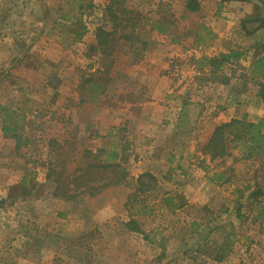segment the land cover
<instances>
[{
	"label": "rangeland",
	"instance_id": "374dc122",
	"mask_svg": "<svg viewBox=\"0 0 264 264\" xmlns=\"http://www.w3.org/2000/svg\"><path fill=\"white\" fill-rule=\"evenodd\" d=\"M103 1L0 0V106L16 110L26 117L24 132L30 138L31 144L26 147V151L17 153L20 156L17 158L22 160L19 159L20 163L13 169L21 173L24 168L23 176L27 178L24 184L26 191L37 187L35 189L38 194L35 196L38 199H29L33 203L41 198H45L44 201L51 200L50 195L55 184L45 179L49 169H54V173H62L61 183L74 192V179L82 175L77 173L78 170L93 161L95 155L100 156L93 151L98 145V140L92 139L96 133L90 130L85 133L83 130L84 115L80 112L83 106L79 101L77 104H74L73 100L63 102L61 93L55 92L53 86L58 84L57 79L61 77L63 82L70 85L72 93L75 82L78 87L80 78L90 73L87 70L88 64L95 63L92 71L97 69L100 63L97 58L92 61L86 59V45H90L88 35H85V44L74 43L72 39H76L75 32H81V24L90 29H93L95 24L108 26L103 18L97 16ZM107 1L109 3V0ZM248 2L254 4L253 14H258L260 10L264 12V0ZM185 3L186 0H125L123 6L132 18L139 19L136 27L139 32L147 31L157 20L169 21L173 26V29H170L173 39H181L183 43L190 44L199 21L207 26L211 23V12L219 11L220 7L214 6L213 0H201V3H205L201 14L187 17L186 10L183 9ZM219 14L220 12L216 15L219 18L216 21L221 25L222 31H226L228 25H231V30L236 29V25L240 30V24L234 22L231 13L229 16L220 17ZM241 27L244 28L242 24ZM244 33L245 39L241 32L238 34L235 31L232 42L222 37L220 44L228 50L229 53L226 54H230V58L223 65V69H212L214 72L210 79L214 82L226 83L228 75L230 80L249 79L242 84L253 82L257 85L260 81L256 78L251 80V69L246 70V67L249 65V59L263 54L260 49L264 46L250 42L249 35ZM140 37L144 40L148 39L149 35L143 33ZM115 44L112 57L103 55V60L108 63L112 61L114 64L111 66L112 70L107 73L111 82L106 85L105 91V94L112 96L101 103L108 102L117 106L124 101L133 100L130 94L134 95L137 90L142 91L143 78L136 80L138 72L131 66L150 56L152 51L147 48L141 50L139 44L131 47L130 42L125 43L122 39L116 40ZM246 48L256 50L251 56L247 55V59ZM16 59L21 60V64H17ZM57 60L59 62L55 63ZM252 65L253 63L250 67ZM77 87L75 91L78 92ZM100 97L92 104H98ZM77 99L80 100L79 94ZM208 100L214 101L213 98ZM64 106L70 114L63 111ZM125 132L118 133L116 140L124 142ZM208 132L210 131L206 130L198 134L204 136ZM187 137L189 136L174 138V143L164 147L167 151L158 159V164L149 166V163L147 166L153 168L157 186L147 195L145 201L143 200V203L154 207V212L138 221L146 242L139 237H125L120 232L117 245L110 240L104 241V237L97 231L83 233L76 242H65L61 245L50 237L47 240V251L53 252L50 260H40L44 258L46 251L41 254L36 253L34 249L27 258L28 262L26 258L21 260L26 264H123L124 250L128 252L129 257L134 258L137 253L143 257L138 261L134 259L133 264L139 261H142L141 264H214L212 257L224 239L228 238L231 248L225 264H264V221L255 219L256 204L247 199L249 193L259 187L262 195L257 203L264 207V162L243 160L239 150H231L227 157L221 160L206 162L211 171H221L228 179L227 182L216 185L207 180L200 164L201 149L206 141L190 143ZM103 146H106V143ZM129 151L130 153L124 154V162L128 157L131 156L132 159L138 154L132 149ZM169 151L173 152L171 156L175 157L169 156ZM127 164L123 165L124 171L129 166ZM101 173L99 170L88 171L90 177L100 183L103 180ZM128 178L125 181L126 188L132 192L135 183ZM20 188L18 186L15 190L14 197L19 195ZM165 194L176 196V203L183 206L173 212L164 210L160 206V199ZM187 197L194 198L195 202L188 204ZM238 204L241 208L237 212ZM237 215L241 218H237ZM26 227L32 232L36 231L33 226L27 224ZM32 244L39 248L40 239L37 238ZM0 247L3 248V251L0 250V264L17 263L19 254L15 255L13 252L15 258H11L8 256L10 250L5 252L6 246L1 243ZM57 253L59 258H56ZM182 253L184 258H181ZM110 254L112 258L109 260Z\"/></svg>",
	"mask_w": 264,
	"mask_h": 264
},
{
	"label": "crops",
	"instance_id": "0c3cea01",
	"mask_svg": "<svg viewBox=\"0 0 264 264\" xmlns=\"http://www.w3.org/2000/svg\"><path fill=\"white\" fill-rule=\"evenodd\" d=\"M198 1L199 11L195 13L186 11L187 17L201 14L202 6L205 3H201V0ZM218 1L221 0H213V5L219 6L220 10L211 12V23L207 26L199 21L198 27L193 31V39L190 44L183 43L181 39H173V35H170L172 33H170V29H173V26L165 34L153 30L152 27L158 20L149 26L147 31H143L149 35L148 39L143 40L140 37V34L143 33L139 32V28H136L134 33L146 43V48L152 51L150 56L131 66L135 67L138 72L136 80L139 77L143 78L142 91L137 90L134 95L130 94L129 96L133 100L124 101L117 106L108 102L101 103L110 99L112 95L108 93H104L96 105L89 103L81 105L83 109L80 112L84 115L85 123L84 132L90 130L96 133L92 139L98 140L96 147L99 149L111 150L109 147L113 144L116 145L119 152L118 161L122 166L128 163L129 166L126 169L128 179H132L134 183L141 174L146 172L156 177L153 168L147 166L149 163V166L153 163L158 164V159H161L167 151L164 147L174 143V138L189 136L187 139L190 140V143L207 142L213 129L222 123H227L232 119L255 123L264 118V102L257 96L258 86L256 84L253 82L252 84L251 82L242 84L249 79L245 81L230 80L229 75L225 80L226 83L214 82L210 79L214 72L212 67L200 63L203 58L214 59L220 55H230L226 54L229 52L220 44V41L224 37V40L232 42L235 31L238 34L241 32L242 36L246 32L250 42L264 46V32L258 28L259 19L264 16L262 10L258 14H253L254 4L248 0H226L222 1V4ZM107 5L108 1L106 0L98 9L97 16L101 19ZM183 9L185 10V4ZM219 12V17L220 15L229 16L228 14L231 13L234 22L240 24V30L237 25L234 30H231V25H228L226 31H222L221 25H218L216 21L219 19L216 16ZM105 24L108 25H105L107 30L112 29L110 23L106 22ZM241 24L244 28L241 27ZM100 25L95 24L93 29L86 27V33L80 40H72L74 43L85 44L84 42L87 40L85 35H88V42L94 43V31ZM246 50V56L244 55L246 59L254 51L256 52L253 48H246ZM260 50L262 51V48ZM80 56L84 59L82 54ZM262 56L264 53L257 58L253 56L249 59L246 70L251 69L250 65ZM16 62L21 64L19 59H16ZM58 62L59 60L55 61V63ZM223 68L224 66L218 70ZM133 71L135 72V69ZM251 80L255 79L251 76ZM76 84L77 82L72 87L73 92L71 93L70 85L58 77L59 89L56 87L55 91L61 93L60 97L63 102H69V100L72 102L71 100H73L74 104L78 103ZM209 98H213L214 101L209 102ZM63 111L66 114L71 113L65 106ZM206 130L210 132L199 136L198 133ZM119 131H126L124 142L116 140ZM207 136L209 137L207 138ZM104 143L106 146H103ZM97 148L93 151L96 152ZM130 149L138 154H135L132 159L131 156L128 157V160L124 162V154L130 153ZM21 150L26 151V148L17 149L14 141L4 136L0 129V243L2 246H6L5 252L10 250L8 256L15 258V255L19 254L20 257L18 261V258L16 259L17 263L10 262V264H26L33 249L36 253L40 252L41 254L46 251L44 258L40 260L46 262L50 260V256L53 255V252L47 251L49 249L47 240L50 237L59 241L61 245L65 242H76L83 233L97 231L100 236L104 237V241L110 240L117 245L120 240L118 232H120L125 237H139L143 242H146L144 233L130 232L125 227L129 221L126 203L130 193H134L135 187L130 192L126 188V183L123 182L117 186L104 188L94 196L80 195L70 200L55 198L52 191L51 200L44 201L46 199L41 198L33 203L29 199H38L35 196L38 194L35 189L37 187H31L26 191L24 184L27 178L23 176L24 168L21 173L19 170L17 172L13 169L17 163H20L19 159L22 160V158H17L20 157L17 153ZM168 154L171 156L173 152L169 151ZM3 173L5 175H1ZM18 186L21 187L20 193L14 197L13 194ZM187 198L188 204L195 202L193 197V199ZM133 219L138 223L145 218L144 216H134ZM27 224L35 227L36 231L29 230L26 227ZM139 226L142 229V226ZM117 227L120 228L117 229ZM199 227L202 226L199 225ZM54 235L56 236L54 237ZM37 238L40 239L39 248H35L32 244ZM0 250L3 251V248L0 247ZM13 252L15 255H12ZM122 252L123 264H133L134 259L137 261L143 259L139 253L133 258L129 257L128 252L124 250ZM57 255L56 258H59L58 253ZM181 256L184 258V253ZM22 258H26V262L22 261ZM111 258L110 254L108 259ZM141 263L142 261H139L137 264ZM166 263L170 264V262Z\"/></svg>",
	"mask_w": 264,
	"mask_h": 264
},
{
	"label": "trees",
	"instance_id": "16d2710c",
	"mask_svg": "<svg viewBox=\"0 0 264 264\" xmlns=\"http://www.w3.org/2000/svg\"><path fill=\"white\" fill-rule=\"evenodd\" d=\"M124 2L125 0H122V2L109 0L104 10L103 19L112 25V29L107 30L104 25L98 26L94 31V43L87 46L86 59L92 61L93 58H97L100 63L94 71H92V69L95 63L92 62L88 64L87 70L90 73L86 77L80 78L77 90L80 99L79 104L81 105L85 103H96L99 97L107 91L106 85L111 82L107 73L112 70L113 67L111 66L114 62L109 61L108 63L103 60V55L105 57H112L114 47L116 46V40L122 39L125 43L130 42L131 47L139 42L141 50L146 49V43L141 41L134 33V30L139 24V19L135 20L131 17L130 13L127 12L123 6ZM199 9L200 5L198 0H186L185 10L187 12L195 13L198 12ZM170 27H172V25L169 21H157L154 23L152 29L160 34H165ZM258 28L262 29L264 32V16L259 19ZM85 33L86 27L81 24V32L74 33L76 40H80ZM262 51L264 53V47ZM229 58V55H220L214 59L203 58L200 63H202V65H210L212 69H219ZM251 75L253 79L256 78L260 80L257 83V96L264 102V56L259 57L253 62ZM57 85L55 84L53 86L54 90H56ZM25 126L26 117L23 113L5 106H0L1 132L4 136L14 141L17 149L26 148L31 144L30 138L24 132ZM109 148L111 150H104L103 148L96 150L95 153L100 156L95 155L93 161L87 163L82 170H78L77 173H81L82 175H78L74 179V192L67 189L64 183H61L62 173H54V169H49L45 179L55 184L53 196L65 200L74 199L84 194L94 196L104 188L117 186L125 182L128 178V174L118 161L119 152L117 147L113 144ZM201 150L202 159L200 164H202V169L206 173L207 180L216 185L227 182L228 179L225 177L224 173L221 171H211V168L208 167L206 162L213 163L221 160L227 157L231 150H239L243 160H260L264 162V118L255 123L232 119L227 123L216 126ZM89 170H99L102 172L101 174L103 176L101 178H103V180L101 183L93 177H90V174H88ZM90 185H94L95 187ZM156 186L157 179L151 173H143L136 179L135 191L128 197L126 203L129 221L125 224V227L128 231L143 234L142 229L133 217L151 215L154 212V207L150 206L148 203H143V200L145 201L147 195L154 191ZM261 195V189L256 187L249 193L247 199H250L251 202L256 204L257 216L255 219L264 221V207H260L259 203H257ZM173 196L174 195L165 194L164 197L160 199V206L168 212H173L183 206L181 203H176V196ZM180 200L182 202V199ZM237 207L236 211L238 212L241 205L238 204ZM237 218L241 217L237 215ZM230 248V242L228 238H225L212 257V262L214 264H225L230 253Z\"/></svg>",
	"mask_w": 264,
	"mask_h": 264
}]
</instances>
